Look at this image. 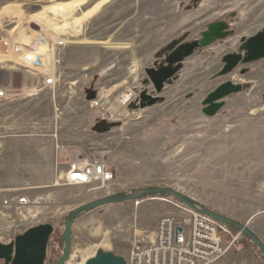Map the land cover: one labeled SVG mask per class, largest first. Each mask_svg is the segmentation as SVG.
Masks as SVG:
<instances>
[{
    "label": "rangeland",
    "instance_id": "374dc122",
    "mask_svg": "<svg viewBox=\"0 0 264 264\" xmlns=\"http://www.w3.org/2000/svg\"><path fill=\"white\" fill-rule=\"evenodd\" d=\"M36 1L0 0V12L7 11L0 15L18 24L16 39L31 42L38 26L57 33L39 13L74 4L62 16L65 33H58L69 45L55 58L43 48L38 59L15 61L33 69L35 61H55L54 90L0 103V243L50 224L45 264H55L68 213L108 195L165 187L246 225L264 244V58L220 74L223 57L243 55L241 45L264 28V0ZM218 22L227 26L225 37L201 46L202 34ZM185 46L193 48L190 54L173 61ZM11 66L0 69V88H21L24 75ZM167 67L175 71L157 90L147 71ZM226 83L243 89L220 100L223 106L207 117L203 102ZM95 92H104L114 115L105 133L97 130L102 122L86 98ZM56 145L84 156L105 154L114 181L106 190L63 185ZM20 195L47 201L19 210L1 207ZM178 204L185 206L154 196L81 216L72 226L71 264H83L97 251L126 261L134 247L150 244L159 219L175 215ZM229 232L226 245L234 242L215 264H264L252 243Z\"/></svg>",
    "mask_w": 264,
    "mask_h": 264
},
{
    "label": "built area",
    "instance_id": "2783aa9c",
    "mask_svg": "<svg viewBox=\"0 0 264 264\" xmlns=\"http://www.w3.org/2000/svg\"><path fill=\"white\" fill-rule=\"evenodd\" d=\"M10 18L15 17L0 15V69L10 70L8 66L15 65L24 79L19 89H13L11 84L1 87L0 103L18 96L30 97L41 90H54L58 85L55 61L50 66H42L35 61V66L39 69L20 66L15 61L19 57L38 59L43 48L55 58L56 54L69 45L64 35L39 26L33 40L29 44L23 43L16 39L18 24ZM104 97V92H95L90 105L99 114V120L107 124L113 121L114 115L103 102ZM54 161L60 171L59 181L65 186L106 190L114 181L115 176L107 165L105 154L84 156L77 154L74 149L56 145ZM259 192L264 195V183ZM46 201L45 196L30 199L26 195H20L2 201L1 207L19 210L40 207ZM175 208V215L159 219L153 241L149 245L136 246L131 250L126 264H215L225 256L234 242L232 240L226 245L225 237L230 235L228 228L180 204Z\"/></svg>",
    "mask_w": 264,
    "mask_h": 264
},
{
    "label": "water",
    "instance_id": "95a60500",
    "mask_svg": "<svg viewBox=\"0 0 264 264\" xmlns=\"http://www.w3.org/2000/svg\"><path fill=\"white\" fill-rule=\"evenodd\" d=\"M227 29L225 23L218 22L208 27L207 31L202 34L201 46H208L216 39H222L226 33L223 32ZM177 42L170 44L166 51H169L175 47ZM185 50L184 54H180L173 61H179L183 57L190 54L192 47H183ZM240 54H228L223 57L222 62L224 67L221 71V75L230 73L239 63H251L264 58V28L261 32L257 33L253 37L247 39L245 43L241 45ZM172 61V60H169ZM175 71L169 67L159 72L147 71V75L150 81L154 84L157 90H160L162 80H166ZM243 87L234 86L231 83H226L216 89L214 92L208 95L203 102L206 108L203 109V113L207 117H213L217 111L223 106L220 101L228 95L241 92ZM87 100L90 101L94 98L93 94L87 95ZM264 100V95H263ZM151 102H154L153 100ZM109 127L105 123L98 125L97 130L105 133ZM154 196H168L174 198L177 202L187 206L192 211L207 216L213 221L225 226L230 230L237 231L246 240L252 243L259 253L261 254L264 261V244L258 239V237L244 224L238 221L220 215L211 210H208L195 200L173 190L165 187H147L144 189L130 190L124 193H118L108 195L92 201L88 204L78 207L77 209L68 213L63 221V232H62V251L61 256L55 264H65L71 254V241L73 238L72 226L73 224L83 215L90 213L100 207L120 204L127 201L142 200L147 197ZM54 232V228L50 224H42L26 230L23 234L14 238V240L8 244L0 243V262L1 264H45L47 257V246L51 235ZM84 264H126V261L112 253L103 251H97L95 255L85 261Z\"/></svg>",
    "mask_w": 264,
    "mask_h": 264
},
{
    "label": "bare ground",
    "instance_id": "6f19581e",
    "mask_svg": "<svg viewBox=\"0 0 264 264\" xmlns=\"http://www.w3.org/2000/svg\"><path fill=\"white\" fill-rule=\"evenodd\" d=\"M73 7H74V4H69V5L63 6L62 8L55 9L52 11L44 10V12H40L39 15L42 18L43 23L46 25L47 28L51 29L54 32L57 31V33L64 34L65 29L67 28V24L64 21H62V16L69 13L73 9ZM4 12L5 14L7 13V11H2L0 13H4ZM115 46L121 47L118 44H116ZM23 60H26V58L25 59L23 58ZM26 62L28 63L29 61H26ZM29 65H31V63ZM152 241L153 240L151 239V242ZM72 258H73V254L69 257V259L67 260L65 264H71Z\"/></svg>",
    "mask_w": 264,
    "mask_h": 264
},
{
    "label": "flooded vegetation",
    "instance_id": "af4514ba",
    "mask_svg": "<svg viewBox=\"0 0 264 264\" xmlns=\"http://www.w3.org/2000/svg\"><path fill=\"white\" fill-rule=\"evenodd\" d=\"M162 82H164V80H162ZM61 251V250H60Z\"/></svg>",
    "mask_w": 264,
    "mask_h": 264
}]
</instances>
